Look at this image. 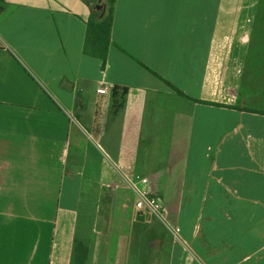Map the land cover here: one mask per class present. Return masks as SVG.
I'll list each match as a JSON object with an SVG mask.
<instances>
[{
	"label": "crops",
	"instance_id": "0c3cea01",
	"mask_svg": "<svg viewBox=\"0 0 264 264\" xmlns=\"http://www.w3.org/2000/svg\"><path fill=\"white\" fill-rule=\"evenodd\" d=\"M262 2L0 0V264H264Z\"/></svg>",
	"mask_w": 264,
	"mask_h": 264
},
{
	"label": "trees",
	"instance_id": "16d2710c",
	"mask_svg": "<svg viewBox=\"0 0 264 264\" xmlns=\"http://www.w3.org/2000/svg\"><path fill=\"white\" fill-rule=\"evenodd\" d=\"M110 4V13L107 17L100 18L99 13H92L88 20V32L84 52L87 55L96 57L103 62V69H106L108 50L110 46V34L113 25V17L115 4L117 0H107ZM264 3V0L263 2ZM127 92V90L125 91ZM182 94L180 91H177ZM87 256L77 255L74 258L73 264H86Z\"/></svg>",
	"mask_w": 264,
	"mask_h": 264
},
{
	"label": "built area",
	"instance_id": "2783aa9c",
	"mask_svg": "<svg viewBox=\"0 0 264 264\" xmlns=\"http://www.w3.org/2000/svg\"><path fill=\"white\" fill-rule=\"evenodd\" d=\"M107 92L106 88L104 89H99V93L105 94ZM143 183H147L146 179H143ZM130 186L132 189L136 192L138 196V200L136 202V208L139 211H146L148 212L151 216L165 221V207L160 201L158 197H156L153 193L150 191L146 190H139L135 184L130 182ZM179 230H176V233H178Z\"/></svg>",
	"mask_w": 264,
	"mask_h": 264
},
{
	"label": "rangeland",
	"instance_id": "374dc122",
	"mask_svg": "<svg viewBox=\"0 0 264 264\" xmlns=\"http://www.w3.org/2000/svg\"><path fill=\"white\" fill-rule=\"evenodd\" d=\"M66 5L68 9L75 12L85 13L88 16V20H90L93 12L99 13L101 15L100 18L107 17L110 13V4L107 0H66ZM97 93L104 95L99 93V90H97ZM79 101L80 103L83 102L81 97L78 99Z\"/></svg>",
	"mask_w": 264,
	"mask_h": 264
}]
</instances>
